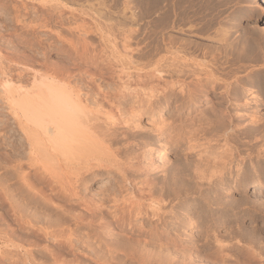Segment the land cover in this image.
Masks as SVG:
<instances>
[{
    "label": "bare ground",
    "instance_id": "bare-ground-1",
    "mask_svg": "<svg viewBox=\"0 0 264 264\" xmlns=\"http://www.w3.org/2000/svg\"><path fill=\"white\" fill-rule=\"evenodd\" d=\"M60 1L62 2V0ZM60 1L51 0L49 4L46 2L48 6L44 9L46 11L45 13L48 14L46 17L44 16L46 14L43 15L45 18L38 25H31L23 19V17L26 16L25 13L28 14V12H30L27 6L23 7L24 13H22L19 7H15L16 11L13 17L15 20L11 21L15 22V26H11L12 29H7L6 31H8V33H5V35H9L12 40L10 41L12 47L9 49H0V102L3 104V116L1 117H3L4 123L8 115L12 117L11 119H13V123L17 127L16 130L18 133L16 132V134L20 135L23 140L22 143L25 142L26 145H24V148L26 147L27 149L26 157L23 159L26 161L27 167L25 169L22 168L25 164L21 163L23 161L20 156L18 158V160H21L19 161L20 164L18 163L20 167L16 166L18 164L15 165V167L19 169L15 170L19 171L17 173H20V176L18 174V180L21 178L20 183L22 182V185L24 184L29 191L34 193V197L37 195L47 203H51V201L55 202L56 199L53 200V196L60 195L63 197V201L67 200L72 206L73 204L79 206L80 210L77 211L76 209V211L71 214V216L73 215L71 219L74 218L75 221L82 222V224L83 222H87V225L88 222L92 225L96 223L97 225L99 224V226L103 224L108 225L109 227L107 226V229L109 230L112 224H109L111 220L107 219V217L110 216L113 221L111 223L120 228V230L126 229L131 236H140V239H136L134 236L133 238H135V240L132 239V237L131 239L134 240L133 242L135 244L143 247V249H141V246V248L139 247L141 249V251L140 249L138 250L140 253L138 251H133L134 253L132 254L136 257V254H139L138 259L141 264L146 262H151L152 264L154 260L153 256L155 255L156 262L160 261V258H162L159 256L161 253L157 254L156 251L154 253L152 249H148L150 252L149 254L147 247L151 243H157L161 246L160 249L165 247V245H169V243L175 246L189 243L193 237L195 239L198 238L195 237L198 235H195L196 233L193 232L194 228L197 226H200L199 228H202L204 232L202 238L197 239V241L195 240L198 244L200 243V245L197 244V246H195L197 250L199 248V257L202 251L205 252V255L201 254L203 256L202 258L209 256L210 250L215 248L217 250L215 252L220 256L219 260L221 259L219 262L220 264H226L227 257H236V254L239 252L245 255V250H243L245 247L242 248L243 245L241 246L240 242L238 243L235 241L236 244L238 243V246H234L233 243L235 242H233L232 239H230L233 242H231L232 244L228 242L230 240L223 239L232 237L237 238L242 231L238 232L236 231L238 228L234 229V227L237 226L233 227V225H238L236 222L239 219L230 220V217H228L230 219L226 217L230 208L234 205H238V207L245 206L249 201V199L248 201H246V199L230 200L228 199L229 196L227 197L229 194L222 192L224 190L226 191L223 187L226 183L228 184L229 176L232 175L234 179H238L240 173H242L241 171L245 170V168H242L243 165L246 164L244 158H239L241 147H239L238 141L240 140L239 137H242V132L245 131L246 133L247 130L246 125L245 129L243 127L244 125H240L244 117L242 114L245 113V109L246 111L248 110L247 107L249 105L251 106V104H249V101H244L246 100L244 99L245 91L240 85L238 86V79L231 82L229 81L232 78L231 75L236 78L235 73L231 74V72H233L231 70V72L224 73L227 70L224 69L225 71H223L222 68L224 66H220L222 64L220 58L216 56L213 58L214 63L212 64L214 67L211 66L212 68L198 63L199 60L196 62L197 59L185 58L188 56L187 54L196 56V54H198L197 52H199L203 58L206 57L207 54L200 50L203 46L200 47L194 44L195 46L193 48L189 46L192 44L191 42H182L183 44L181 43L179 47H176L179 40L177 41L176 37L169 36L165 30H167V27H170V29L173 27L172 29L174 30L180 27V21L176 22V19L174 20L171 18L175 15V12L178 11L176 10L178 8L177 0H136L141 10L138 13L134 12L132 14V22H119L114 24V27L119 26V29L123 27L125 30L122 34V40L123 49L125 48L128 51L126 52L128 58L126 57L127 59H125L124 57L125 61L122 60L121 68L116 66L113 67L110 61L105 63L103 60L100 61L102 58L99 60L98 56L92 55L87 41L88 33L86 29H82L85 24H82V28L80 27L81 25L78 24V26L75 27L74 25L76 23L73 25L72 22L70 24L74 27L71 25L68 26L69 30L71 29L74 32L75 30L78 31V37H80L75 41L74 39L65 40L62 35L63 33L54 29V27L58 25L66 26L65 22L67 18L61 15V13L59 14V11L57 12V9L61 5ZM73 1L75 2V0ZM112 1L115 6H118L120 2L119 0ZM127 1L128 0H125V4L123 5L128 9L131 5V0L128 3ZM164 9L165 11H163ZM163 13L167 14L165 16L167 17L166 19L161 16ZM148 19H150V21H148ZM167 19L168 22L164 23ZM234 24L235 26L242 27V23L239 20L235 19ZM18 27L24 30L23 33H21V30V32H18L20 29ZM109 27L111 28V25ZM39 28L49 34L51 33V35H55L56 39L51 41L47 37H40L39 34L36 36V30L38 31ZM125 28H127V31ZM202 29L205 28L201 27L200 30ZM29 32L33 34L32 38L22 36V34ZM2 34L3 33L0 32V36H3ZM44 35L47 36L46 33ZM19 37L23 38L22 41L25 44H23V47L12 49L14 48L16 39ZM256 38H264L263 29L255 28L248 38L245 37V40L242 41V47L239 48L236 53H232L233 59L238 62H256L263 60L264 53L261 52L262 47L261 42H259L261 39L258 40ZM101 39L104 40V37L102 36ZM142 40L143 42L145 41V44L142 47L138 45L139 50L142 52L139 54L136 52H139L138 48L133 50L132 47ZM58 41H61V44ZM44 45H47V47H44ZM52 47H57L61 50L66 55L65 59L70 60L71 64H64L62 60H51L50 53L54 52V48ZM222 47L224 48V46ZM227 47H229V45ZM178 49L182 50L184 54L186 52L185 55L187 56L182 57ZM163 51L171 57H166L165 55L161 56L160 54ZM131 53L133 55H131ZM178 54L180 56H178ZM135 55L139 57V62H142L141 59L146 60V63L144 62L140 65V67H142L143 64H145L143 66L144 68L134 66L137 61V59L134 58ZM157 55L161 57L155 61ZM228 56L226 57L228 58ZM110 59L108 58V60ZM91 63L98 65H104L105 63L104 67H108L109 70H107V73H105L106 71L103 72L102 69H98L97 72H91L86 67V69L82 67H89L92 65ZM204 64L206 63L204 62ZM132 68L138 69L133 70ZM147 68L149 70H147ZM137 71L141 73L145 71L146 74L145 76L142 74L143 77L139 75L141 76L140 79H135L133 73H138ZM222 73H224L223 78L220 76L217 77V74L219 75ZM30 74L32 76L31 79L28 77ZM226 80L228 83L226 82L227 84L224 86L223 83ZM223 86L225 87L223 89L224 92H221L222 90L220 89H222ZM211 93H218L216 98H221V101L219 100V102H217L222 105V108H217L218 110L221 109L220 114L216 116L217 118L215 114L213 116V112H211L212 114H208L207 110L209 109H202L203 111L199 110L202 102H204L203 98L210 96ZM249 97L248 100H255V96ZM259 108L260 107L256 105V108H253L255 109L254 112H252L254 113V117L252 118L253 122H251L257 126L262 124V115ZM214 109H216V107ZM199 111L206 115L202 117L200 115L201 118L198 117L196 121V114ZM216 112L218 113V111ZM185 113L188 114L189 118L187 119L186 117L184 120ZM213 117H215V119ZM171 118H173V120ZM250 128L249 126V129ZM258 129L260 130V128L256 127L257 132ZM254 133L256 134V131H254ZM260 134H262V132ZM256 135L254 138L255 140L253 141L252 138L250 143L256 142L258 144ZM262 135H264V131ZM6 137L10 140L8 135ZM262 138L264 140V136ZM262 138L259 137L258 141ZM263 140H261V142H263ZM4 141L3 143L5 144L7 141ZM242 141L244 142V140ZM231 142L237 144V147L230 148L229 144ZM9 143H11V141H9ZM247 144H249V142H247ZM257 144L252 146V150H254L258 156L264 158V145L258 144L263 145L258 146ZM13 145L16 144L12 142V149L15 148H13ZM6 146H8L7 143L5 147ZM241 146L243 147L242 144ZM248 146L250 147V145H247V147ZM17 148L19 147L17 146ZM26 149L21 150H24V153ZM249 150L251 151V149ZM243 152L244 150L242 153ZM171 153L175 154V159H173L172 162H170L172 159L170 160L169 158V161L167 158ZM14 155L15 159H17L16 157L18 156L16 155L18 154L14 153ZM156 174H161L162 176L160 177ZM98 181L101 183L96 187L94 186L95 189H92V186ZM238 183L239 182H237V185ZM4 186L6 185L4 184ZM244 186L245 189L252 188L256 191L260 189L264 190V182L257 179H254V181L250 183H246ZM26 187H24V189ZM6 188L7 187H3L4 194L3 192L1 193L3 194V198L5 196L3 202L7 204L5 200L7 199L6 196L9 194L6 195ZM88 191L89 194L91 193V196L86 194ZM28 194L31 193L28 192ZM34 197L32 201H36L35 199L37 198ZM60 199L59 197L56 202H59ZM11 204L12 202L10 206L17 208V206ZM45 204L42 205L46 206L47 204ZM61 204L57 203V205ZM53 205L51 204L50 206ZM14 208L10 210L11 212L9 211L11 214ZM61 208L63 209L66 207L64 205V207H60V209ZM60 209H58L59 212ZM62 209L61 211L64 210ZM14 211L17 213V210ZM18 211H20V209ZM9 212L5 210L6 214ZM36 212L37 211H35V213ZM65 212L69 215L73 211H70L68 208L67 211H63L64 214ZM37 213L39 214V212ZM217 214H222V218H217L215 216ZM235 214L236 213H234V217ZM0 215H2V213ZM5 215L3 217L5 225L3 224V228L0 229L1 240H3L8 247L10 246L12 249L15 248V250L19 249V253L17 250L15 251L18 255L20 254V249L24 251V258L19 256L20 259L23 258V260H21L22 264H29L28 261H34L33 259L36 255L33 254V257V251L30 252L27 246L29 249L33 245V247L37 246L41 241H38L39 239L46 240V242L55 241L58 242V245H63L64 243V245L68 244L74 246L75 243H78L77 238H75V232L77 230L75 231L71 227L64 228V220H62V225L59 222L60 226L58 228V223L55 224L57 218L54 219V222L51 224L53 225L54 223L55 229L52 228L53 230H51V228H49L51 225L46 227L48 226L46 223H44L45 226L42 224L44 221L47 222V218L45 219L43 214L40 213V215H42L41 217L45 220L43 221L41 219V222V220L38 219L40 215H37L38 218L35 216L36 218L29 219L31 216L27 217V215H33L32 213L25 214V216L24 213L19 212L15 216L13 215L14 218L12 219L16 221V226L14 227V225L10 224V226L8 224V217L7 222ZM238 215L240 214L238 213ZM60 219L59 221H61ZM52 220H50V222ZM70 220H67V222ZM67 222L65 223L68 224ZM26 224L31 233L32 231L33 233L35 232L34 234L38 242L33 240L35 237H31V240L30 237L26 236L29 240H24V236L23 238L19 236V231H23ZM240 226L241 224L239 227ZM76 227L74 226V228ZM78 227H80V225H78ZM113 228L114 226L112 229ZM104 229H106V227L103 228V230ZM107 231L105 230L103 232L106 234ZM111 231L110 229L109 232ZM246 231L247 230H245V233ZM24 232L27 231L25 230ZM249 232L250 231H248V233ZM251 232L248 237L251 236L250 239L252 238V241H254L255 236L251 234ZM244 234L242 232L243 237ZM247 234L245 235L247 236ZM113 235L116 238L117 234L115 235L114 233ZM243 237H239L240 241L242 239H249H247V237L244 239ZM257 237L259 236L257 235ZM223 240H227L228 243H225ZM252 241V246L255 245V247H257L259 243L254 244L255 241L253 243ZM128 242H131V240L127 241V243ZM135 244L133 245L138 247ZM211 244H214L215 248H212L214 246L210 247ZM60 245L58 247H60ZM38 246L35 247V249L38 248ZM252 246L249 247L251 248ZM150 247L151 245L149 248ZM182 248L180 250H182ZM250 248H246V251L247 253L249 252L247 255L252 257L254 256V251L252 252L249 250H252L254 247ZM48 249H46V251ZM195 249L193 247V251ZM163 250L165 251V248ZM190 250L189 252L192 253L193 251ZM229 250L234 251L233 254H230L228 252ZM13 251L11 253H13ZM151 251L155 255H153ZM164 251H161L162 254ZM184 252L180 253L182 254ZM189 252L188 255L190 256L191 254H189ZM212 252V255L217 254ZM256 252L258 253V251ZM11 253L9 252L8 255ZM3 254L5 255V253ZM59 254L60 253H58V257L61 256V254ZM18 255H10L9 257H11V260L9 261L15 259L16 262L18 260ZM54 255L56 257L57 254L55 253ZM157 255L160 258L157 257ZM169 255H167V257H169ZM177 256L171 255L175 261L177 259L174 257ZM183 256L182 259L184 258ZM187 256L185 258H187ZM193 256L196 257L197 255L194 254ZM211 256L209 257L211 258ZM217 256L215 255L212 259H218ZM52 257L54 256L52 255ZM58 257L55 258L56 262L59 260ZM254 257H252V263L254 259L258 260L257 256L256 258ZM185 258L183 262L186 263L187 261L190 263L188 260L192 259V255L190 259ZM249 258L250 257H248V259ZM207 259L206 261H209V263L214 261L218 264L219 261L213 260L210 262L212 259ZM237 259L238 258H236V261ZM197 260V262H200L199 259ZM232 260L233 262L235 261L234 259ZM59 261L60 262H57V264H63L61 260ZM136 261L138 260L136 259ZM239 261L242 260L239 259ZM243 261L241 263L245 264L247 260L245 261L244 259ZM248 261L246 264L251 262ZM13 263L14 261L12 264ZM175 263L182 264L180 262ZM256 263L260 264L259 262ZM36 264L39 263L37 262ZM234 264H237V262ZM238 264H240V262ZM261 264H264V260Z\"/></svg>",
    "mask_w": 264,
    "mask_h": 264
},
{
    "label": "rangeland",
    "instance_id": "rangeland-1",
    "mask_svg": "<svg viewBox=\"0 0 264 264\" xmlns=\"http://www.w3.org/2000/svg\"><path fill=\"white\" fill-rule=\"evenodd\" d=\"M57 1H60V0H57ZM119 1L121 3L119 2L118 6L117 5L115 6V4L113 3L112 0H99V1L98 0H75V2L73 0H62V2L60 1L61 5L59 3L60 6L57 9V12L59 11L58 12L59 14L61 13V15H63L65 18H67L66 22H65L66 26L64 27V26H59L58 25V26L54 27V29L60 31L61 33H63L62 35L64 36L65 40L67 39V41H68V40H73L74 39V41H75V40H78L79 37H80V36L78 37V31L75 30V32H74L71 29H70L71 30L70 31L68 29V26L71 25L70 24L71 22H72L73 25L76 23L74 25L75 27L78 26V25H81L80 26L81 28L85 24L82 29H86V31L88 33V35H87L88 36V38H87L88 40L87 41L89 43V48H90V51H91L92 55L98 56L99 60L102 58L100 61L103 60L105 63H107V61H110V63L113 64V67L116 66V67H120L121 68L122 60L125 61L124 57H125V59L128 58L126 56V52H128V51L125 48L123 49L124 46H123V40H122V34L125 32V30L123 29V27L122 28L120 27V29H122V30L119 29V26L114 27V24L119 23V22H121V23H123V22L130 23V22H132V14L134 12H136V13L140 12L141 8H140V6H138V1L139 0L138 1H136V0H131V1L128 0L127 3L130 1V4H131V5L129 4L131 6V8H130V6L128 8L129 10L126 7H124V5H123V4H125V0H119ZM177 1H178V8L176 10H178V11L175 12V15L173 17H171V18L174 19V20L176 19L175 20L176 22L180 21L179 22L180 23V27L178 29H175V30L172 29L173 27H171L172 30L170 29V27H167L166 28L167 30H165L166 33H168L169 36L171 35L173 37H176L177 41L179 40L178 43L176 42L177 43L176 47L177 46L179 47L182 42L183 43L191 42L192 44L189 45L190 47L194 48V46H195L194 44L199 45L200 47L203 46L200 50L203 53L207 54L206 57H204V58H203L202 55H200L199 52H197L198 54H196V56H198V57H196L195 55L191 56L189 54H187L188 55L187 56V55H185L186 52L184 54V52L182 50L178 49L180 55L182 57L187 56L185 58H191V59H194V60L197 59L196 62L199 60L198 63H201V64L205 65L208 68H212L211 66L214 67V65L212 64V63H214L213 62V58L215 56L219 57L220 61L222 63L220 66H224L223 68L222 67L221 68L223 69V71L227 70L224 73H228V72L233 71V72H231V74L235 73V75H236V78H234L231 75V77H232L231 79L232 80L230 79L229 81L231 82V81H234L235 79H238V81H237L238 82L237 83L238 86L240 85V87L244 88V91H245L244 99H246V100H244V101H249V104H251V106L249 105L247 107V109H248L247 111L248 112L246 111V109L244 110L245 113H243L242 115L245 117V119L243 117L242 118V123H240L241 126L244 125L243 126L244 129L247 127L246 129L248 130V132H247V130H246V133H245V131L242 132V134H241L242 137L241 138L239 137V139L241 141L240 140L238 141V144L240 145L239 147H241L240 148V152H239V155H240L239 158L240 159L241 158L245 159L244 162L246 164L243 165V167H242V168H245V170L241 171L242 173H240V176L238 177V179H234L232 175H230V176L228 175L229 176L228 184L226 183V185L223 187V188L226 189V191L225 190L222 191L225 194L226 193L229 194V195H227V197L229 196L228 199H230V200H236V199L237 200H245L246 199V201H248V199H249V201H248L247 205L245 204V206H242V207L239 206L238 207V205H234L233 207H231L232 209L230 208V210L227 213L226 217L227 218L230 217L231 219L228 218L230 220H235L236 218L239 219L240 221L238 220L236 222L238 225H233V227L237 226V227H234V229L238 228L236 231H238V232H240L241 230L242 231L239 233L237 238H233L232 237V238H229V239L228 238H223V239H227V240L232 239L233 242H235V241L238 242V243L240 242L241 246L243 245L242 248L245 247L243 250H245V252H246L245 253L243 251L245 255H243V253L239 252L238 254H236V257L235 256H233V257H227L226 256L227 257L226 264H228L229 262H230L229 264H231V263L234 264L236 262H237V264L239 262H240V264H242L241 262L244 259H245V261L246 260L248 261L250 258L251 259L249 261H251V262L249 264H251L252 263V257H254V256H255L254 258H256V256H257L258 260L253 258L254 262L252 264H255L256 262H259L261 264L263 262V260H264L263 259L264 258V190L260 189V190L256 191V190H254L252 188L245 189L244 185L246 183H250L251 181H254V179L255 180L257 179V180H260V181L264 182V158L258 156L256 154V152L254 150H252V146L254 144H257V143L256 142L255 143H253V142L250 143L252 141V138H253V141L255 140L254 138H255V135L257 134L256 135V138H257L256 141L258 142V144H263L264 145V143H263L264 140L262 138L264 136V135H262L263 131H264V128H263L264 127V121H263V119H264V59L256 61V62H242V61L238 62V61H235L233 59L232 53H236L238 51V49L242 47V43H243L242 41L245 40V37L248 38L249 35L251 34V32L255 28H261V29L264 30V0H259V1H254V0H177ZM46 2L49 4L51 2V0H0V32L3 33L2 34L3 36H0V49H2V48L9 49V48L12 47V44L10 43V41H12V40L10 39V36L9 35L7 36V34L5 35V33H8V31H6L7 29L8 30L12 29L11 26H13V27L15 26V24H14L15 22H11V21L15 20V19H13L14 15H15V11H16L15 7H17V8L19 7L21 9L22 13H24L23 7L27 6L29 8L30 12H28V14L25 13L26 16L23 17V19H25L26 22L30 23L31 25H36V24L38 25L39 23H41L44 20V18L48 14V13H45L46 12L45 9L48 6L46 4ZM129 11H130V13H129ZM163 11H165V9ZM44 14H46V15H44ZM166 15H167L166 13H163L161 16L165 17ZM166 18L167 17H165V19ZM150 19H148V21H150ZM235 19L239 20L242 23V27L241 26L240 27L239 26H235V24H234L235 23ZM167 22H168V19H167V21H164V23H167ZM66 23H68V24H66ZM109 24L111 25V28L109 27L110 26ZM139 24H140V22H139ZM74 26H72V27H74ZM87 26H88V28H87ZM201 27H204L205 29L200 30ZM18 28H20L18 32L22 31L21 33H23L24 30H21V27H18ZM125 29L127 31V28H125ZM3 31H6V32H3ZM36 32H37L36 36H38V34H39L40 37H47L51 41L53 39L54 40L56 39L55 35H53V34L51 35V33L49 34V33L45 32L43 29H41V28H39L38 31L36 30ZM45 33L47 34V36L44 35ZM91 33H92V35H91ZM102 34H104V35H102ZM101 35L104 37V40L101 39L102 38ZM22 36H24L26 38H32L33 34L29 32V33L22 34ZM105 37H106L107 40L105 39ZM140 37H142V36H140ZM256 39L259 40L261 38H256ZM22 40H23L22 37L21 38L20 37L17 38L16 42L14 44V48H12V49H15L16 47L20 48L21 46L23 47V44H25V43ZM259 42H261V47H262L261 52L264 53V38H262ZM144 44H145V41L143 42V40H142L138 44L133 45L134 47H132V49L134 50V49L138 48V50H139V47L140 46L142 47ZM138 45H139V47H138ZM228 45H229V47H227ZM45 46L47 47V45H44V47ZM222 46H224V48ZM52 48H54V52L50 53V59L51 60H53V59L55 61H58V60L61 61L62 60V62L64 61L63 62L64 64H67V65L71 64L70 60L65 59L66 55L61 50H59L57 47L56 48L52 47ZM221 49H225V50H221ZM136 52L139 53V54L142 53L140 50H139V52L138 51H136ZM134 54H135V52H134ZM229 54H231V55H229ZM131 55H133V54L131 53ZM160 55L161 56L165 55L166 57H171L169 54H167L164 51L161 52ZM160 55L159 56L157 55L156 56L157 58L155 57V61H156V59H159V57H161ZM180 55L178 54V56H180ZM226 56H228V58ZM136 57H137V55L134 56V58L137 59V61L135 62V65H134L135 67L139 68L140 65H142V63H144V62L146 63L145 59H141L142 62H139L140 61L138 59L139 57H137V58ZM108 58L109 59L112 58V59L108 60ZM118 60L119 61L121 60V61L119 62ZM204 62L206 64H204ZM105 63H104V65H105ZM102 65L101 64L98 65V64L93 63L89 67L88 66H82V65H80V66L84 67V69H86V68L89 69L91 72H94V71L97 72L98 69H102L103 72L106 71L105 73H107V70H109V68L107 67L108 68L107 69L106 66L104 67V65L103 66ZM144 65L145 64H143V66ZM99 66H102V67H99ZM143 66L140 67V68H144ZM138 68H136V69H138ZM132 69L136 70L134 68H132ZM147 70H149V69L147 68ZM137 72L138 73H133V75H134L133 77H135V79H138V78L140 79L141 76H139V75L144 74V76H145V74H146L145 71H144V73H141L139 71H137ZM224 73H222L223 75L222 74H219V75L217 74V77L220 76V77L223 78ZM28 77L31 79V77H32L31 74L28 75ZM142 77H143V75H142ZM107 79H109V78H107ZM219 79H221V78H219ZM224 79H225V77H224ZM193 80H196V79H193ZM226 82L228 83L227 80L224 81V83L222 82L224 86L227 84ZM224 86H223L222 89H220V90H222L221 92H224V90H223L225 88ZM220 90H219V92H220ZM246 94H247V96H246ZM217 95H218V93L217 94L216 93H211L210 94L211 98H210V96L204 97L203 98L204 102H202V105L199 108V110L201 111L202 109L203 110L209 109L210 111L207 110L208 114L213 112V116H214V114H215V117L218 116V114H220V110H221L220 108H222V105L220 103H217V102H219V100L221 101V98H216ZM249 96H255L254 97L255 98V100H254L255 102L252 101V99L248 100V98H250ZM207 99H209V100H207ZM214 99L216 100V102H215ZM211 102H213V103L215 102V103L213 104ZM256 102H258L259 104L256 103ZM256 105H258L260 107L259 109H260L261 115H262L261 123L263 125L259 124V126H257V125L252 123L253 122L252 118L254 117V113H252V112H254L255 109H253V108H256ZM2 106H3V104H2V102H0V212L2 213V215L3 214L5 215L6 214L5 210H7V212H9L12 208H14V206L13 207L10 206V203L12 202L11 205H15V206H17V208L15 207L13 209L12 214L10 213L11 212L10 211L9 213L6 214L7 216L5 215L6 221H7V217H8V221L9 222L8 221L7 222H8L9 225L11 224V225H14V227L16 226V221L14 219H12V218H14V216L17 213H19V212L24 213V215L28 214V213L29 214L32 213L33 215L35 214L34 216L33 215H27V217L31 216L29 219L36 218V217L38 218V216L41 213V214H43V217H45V219L47 218L49 220V222H50V220L53 219L50 223L46 219V221L48 222L47 223V222L44 221L45 219H43V217H41L42 215H40L41 218L40 217L38 218L39 220L42 219L44 221V222H42V220H41V222H42V224L44 226H45L44 223H46V225H48L46 227H49V225H51L49 227V228H51V230H53L52 228L55 227L54 223H53V225L51 223L54 222V219H56V218H57L56 219L57 222L55 224L58 223L57 224L58 228L60 226V223H61V225L63 224L62 220H64V224H63V226H65L64 228L71 227L73 230H75V231L77 230L75 232V234H76L75 238H77V242L79 244L75 243L74 246H70L68 244L64 245V243H63L64 246L59 244L60 247H58L59 246L58 242H55V241H51V242L47 241L46 242V240H43V239H39L38 240L36 235L34 234L35 232L33 233V231H32V233H33L32 234L31 231H29L28 225L26 224V227H24V230L22 229L23 231H21V230L19 231V236H21V238H23V236H24L25 237L24 240H26L28 237H30V238L31 237L32 238L35 237L36 239L34 238L33 240H36V241L37 240L38 241L41 240L40 243H39L40 245L37 244V246L39 245L41 247L38 246V248H36L37 250L35 249V247H37V246L33 247L34 246L33 245V246L30 247V249L27 246V248H28V250H30V252L33 251L32 255L34 254V255L38 256V257L35 256L36 259L34 258L33 259L34 261H30V262L28 261V263L29 264H36L38 262L39 264H43V263L44 264H57V262H60L59 260H61V262L63 264H65V263L66 264H141V263H139V259H138V255L139 254L135 253L137 255V257L132 255L134 253L133 251L136 252L142 247L141 245H140L141 246L140 247L139 245H137V244H135L133 242L135 240V238H133V236L136 237V239H140V236H138V235L137 236L136 235H132L131 236V234H129L126 229L120 230V228H118L113 223H111L113 221H112L110 216H108L110 218L107 217V219L111 220V222L108 220L109 224H112L111 225L112 227L114 226L113 229H112V227H110V229L113 232L112 231L109 232L110 229L109 230L107 229L109 227L108 225H104L103 224V225L99 226V224L97 225V223L94 224V225H92L90 223L91 224L90 225L89 222H88V225L91 226L90 227V226L87 225V222H83V224H82V222L75 221L74 218L71 219V217L73 216V215L71 216V214H73L74 211H76V209H77V211L80 210L79 206H77L76 204L75 205L73 204V206H72L71 203L68 202L67 200L63 201L62 200L63 197H61L60 195L59 196L58 195L57 196H53V200L56 199L55 200V202H56V201H58V199L60 197L61 201L59 200V202H56V203L54 201H51V203L48 202L50 205L54 204L57 207H55L54 205L50 206L46 201L41 199V197H38L37 195H36L37 197L36 196L34 197L35 194L32 193L31 191H29L24 184H23L24 185L23 186L21 184L22 182L20 183L21 178H19V180H18V177L20 176V173H17L19 171L15 170V169H18L17 167H15V165L18 164V163L20 164L19 161L22 160L24 163L23 162H21V163L25 164L22 168L25 169L27 167L26 161L23 160L26 157L27 149H26V147L24 148L25 142L22 143L23 140L21 139L20 135L16 134L17 127H16V125H14L13 119H11L12 117L10 115L7 116L8 119L6 118L5 123H4L3 117H1V116H3V111H2L3 107ZM211 107H212V109H214L216 107V109L212 110ZM218 107H220L219 108L220 110L217 109ZM215 110L218 111V113ZM200 111L198 112L199 114L198 113L196 114V116H197L196 121L198 120V117L201 118L203 115H206L204 113H201ZM187 113H185V115H184L185 116L184 120H185L186 117H187V119L189 118ZM200 115H201V117H200ZM215 117H213V118L215 119ZM171 119L173 120V118H171ZM172 120H170V121H172ZM11 125H12V127H11ZM245 125H246V127H245ZM249 126L251 127L250 129H249ZM256 127L260 128V130L258 129V132L260 131L259 133L257 132ZM13 128H15V129L12 130ZM9 129H11V130H9ZM261 129H262V131H261ZM8 130H9V132H8ZM254 131H256V134L254 133ZM261 132H262V134H260ZM6 134L8 135V138L10 137V140L7 139V137H6L7 135ZM248 134H250V135H248ZM14 135L16 136V138H15ZM252 135H254V136H252ZM258 135H260V136H258ZM259 137L262 138V139H260V141H258ZM20 139H21V141H20ZM242 140H244V142ZM261 140H263V142H261ZM3 141L4 142L7 141L6 142L7 145L8 146L10 145L9 148H8V146L5 147L6 143L4 144ZM9 141H11V143H9ZM12 142H13V144H16V145H13V148L15 147L14 148L15 150L12 149ZM241 142H243L245 145L243 143H241ZM247 142H249V144H247ZM20 144H21V146L23 145L22 146L23 148L20 146ZM241 144L243 145V147L245 149L241 146ZM229 145H230L229 146L230 148L237 147L236 146L237 144L232 143V142ZM247 145H250V147L249 146L247 147ZM263 145H258V146H263ZM17 146L20 149L17 148ZM4 149H7V150H4ZM21 149H24V150L26 149V151L24 152L25 154L23 153L24 150H21ZM249 149H251V151ZM241 150L242 151L244 150V152L242 153ZM246 152H248V153H246ZM14 153L18 154V155H16V156H18V157H16L17 159H15ZM251 153H253V154H251ZM19 156L21 157V160L20 159L18 160ZM167 158H168V160H169V158H170V160L172 159L171 161L169 160L170 162H172L173 159H175V154L171 153V154L168 155ZM13 160H14V162H13ZM16 160H18V161H16ZM15 162H17V163H15ZM19 164L16 165V166H19ZM13 165H14V167H13ZM18 174H19V176H18ZM157 176L161 177L162 175L159 174ZM237 182H239L238 185H237ZM99 183H101V182L100 181L96 182L92 186V189H95V187ZM4 184L6 186H4ZM227 185H229V186H227ZM2 186L3 187H7L6 188L7 189L6 195L9 194V195L6 196L7 199L5 200V201H7V204H6V202H3L5 196L3 198L4 192H3V187ZM226 186H227V188H226ZM24 187H26V188L24 189ZM1 189H2V191H1ZM27 191L30 192L31 194H28ZM228 191H229V193H228ZM1 192H3V194ZM86 194H88V196H91L90 195L91 193L89 194V191L86 192ZM32 196L34 198H37V199H35L36 201H34V200L32 201V199H33ZM2 198H3V200H2ZM39 199H41V200H39ZM64 199H66V198H64ZM37 201H38L39 205L37 204ZM41 201L45 202L48 205V207H47V205L45 203H42ZM52 202H54V203H52ZM16 203H18V204H16ZM41 203L45 204L46 206H43ZM57 203L58 204L65 203V204L57 205ZM253 203H255V204H253ZM248 204H250V205H248ZM256 204H257V206H256ZM64 205H65V207L67 209L69 208V210L73 211V212L70 213L69 215H67L66 214L67 212H65V214L67 215L66 216L63 213V211H67V209L63 208L64 209L63 210L61 208L63 211H61V209H60V207H64ZM66 205L69 206V207H67ZM252 205H255L256 207L252 206ZM10 207H12V208H10ZM33 207H35L36 210ZM19 209H20V211H18ZM58 209H60V212L58 211ZM14 210H17V213ZM24 210H26V211H24ZM30 210H31V212H30ZM22 211H24V212H22ZM27 211H29V212H27ZM35 211L39 212V214L37 212H36L37 213L36 214ZM230 211H232V212H230ZM234 211H236V212H234ZM61 213H63V214H61ZM75 213H77V212H75ZM230 213H232V214H230ZM234 213H236L235 217H234ZM238 213L240 215H238ZM2 215H0L1 216L0 217V229H2L3 226L5 225V223L3 222L4 221L3 220L4 215H3V217H2ZM237 215H238V217H237ZM215 216L217 218H222V214H219V215L217 214ZM239 216H240V218H239ZM58 218L59 219L61 218L60 219L61 221H59ZM1 219H2V221H1ZM67 220H70L71 222L74 221L75 224H74V222H72V223L70 221L67 222ZM14 222H15V224H14ZM65 222H67L68 224L71 223V224H69L70 226L68 224H66ZM240 224H241V226L239 227ZM57 225H56V228H57ZM78 225H80V227H78ZM96 225H97V227H96ZM74 226L75 227L77 226V227L74 228ZM102 226H104V227H102ZM105 227H106V229L103 230V228H105ZM115 227H116V229H115ZM199 227L197 226L193 230V232L196 233L195 235H198V236H195L196 238L198 237L197 239L202 238L203 237V233H204L203 229L199 228ZM26 228H28V229H26ZM98 228H99V230H98ZM239 228H241V229H239ZM200 229H202V230H200ZM25 230L27 232H24ZM102 230L103 231H105V230L107 231L108 230V231L105 234ZM245 230H247L246 233H245ZM224 231H226V230H224ZM248 231H250V232L252 231L251 234H253L255 237H257V235H258L259 237H257V238L259 240L254 237V239H255L254 241L255 242L252 241L253 239L252 238L250 239L251 236L248 237L250 235V232L248 233ZM0 232H1V230H0ZM242 232H243V234L244 233L245 234L248 233L247 236L244 234V237H243L242 236ZM114 233H115V235L117 234L116 238L113 235ZM111 235H113V236H111ZM26 236H28V237L26 238ZM131 237L134 240H132ZM239 237H241V238L243 237L244 239H245V237H247V239L249 238L250 240L249 239L248 240H249L250 243L248 242V240H243L242 239L243 242H242V240L240 241ZM32 238H31V240H32ZM78 238L81 239V240H79ZM129 239L131 240L132 243L128 242L129 243L128 244L127 241H130ZM197 239H195L193 237L190 240L189 243L182 244V245H179V246L178 245L175 246V245H172L171 243H169V245H165V247L161 248L162 250L160 249L161 246L158 245L157 243H151L150 244L151 247L149 248V246H150L149 245L147 247V250L148 249L149 250L152 249V251L154 253H155V251H156L157 254L161 253L159 256L162 257V258H160L157 255V257L160 258V261L156 262V260H155L156 259L155 258L156 255L151 251L153 253V255H155V256H153L152 253H151V255L154 257V260H155L154 261L152 259L155 262L154 263L152 261V264L153 263L154 264H160V263L161 264H176L175 262H177V263L180 262L182 264H190L191 262H193L191 264H198V263H200V264H206V263H208V264H216L213 260H217L218 261L220 256L218 255L217 252H215V251H217L216 248H215V245L214 244L210 245V247L214 246L212 248H215V249H212L210 251L211 252L214 251L212 253H217V254H213L214 255L213 256L211 254V252H210V254L212 256L210 254H209V256H211V258L209 256H205L204 257L205 260H204V258H202L203 257L202 255H205L204 251H202L203 253L202 252L200 253V257L202 259L198 256L199 248L197 250V248L195 247L198 244L196 242ZM27 240H29V239H27ZM227 240L226 241L223 240V241H225V243H226ZM92 241H93V243H92ZM232 241L230 240L228 242L230 244H232L233 243ZM251 241H252V243L254 242V244H256V243L258 244L259 243L258 246L257 245H256L257 247H255V245L252 246L253 244H251ZM41 242L42 243L44 242L43 246H42ZM236 242L233 243L234 246L235 245L238 246L237 245L238 243L236 244ZM54 244L57 245V246H55ZM133 244L137 245L138 247H135ZM240 244H239V246H240ZM128 245H130V246H128ZM198 245H200V243ZM248 245L254 247L253 249H255V250H253V249L249 250V251H252V252L254 251V256H252V257L247 255L249 252L247 253L246 250L250 248ZM168 246L170 247V249H169ZM174 246L176 247L177 250L175 249ZM50 247H51V249H50ZM193 247H194V249L196 248L194 251H193ZM10 248H11L10 246L8 247V245L5 244L3 240H1V235H0V253H1L0 254V264H12L13 261H14L13 264H22L21 260H23V258H24L23 257L24 256V251L22 249H20V254L18 255L19 249H16L17 252H18V253H16L15 252L16 251L15 248H13V249L12 248L10 249ZM164 248H165V251L163 250ZM181 248H182V250H180ZM46 249H48V250L46 251ZM141 249H143V247ZM141 249H140V251H141ZM183 249L186 252L187 251L189 252L190 249H191L190 251H193L192 253L189 252V254L192 255V259L188 260V261H190V263L187 262L186 260H185L186 263L183 262V259L188 255V252L187 253L184 252ZM11 250L12 251L14 250L13 253H11L12 252ZM149 250H148V252H149ZM160 250L164 251V253H163L164 254V259H163V254H162V252ZM174 250H176V251H174ZM256 251H258V253L260 252L259 255H258V253ZM9 252L11 254L8 255ZM49 252H51V253H49ZM176 252L178 254L180 252H184V253H182V254L180 253L178 255ZM228 252L230 254L231 253L233 254L234 251L229 250ZM3 253H5V255ZM53 253L57 254L56 257H55V255ZM58 253H60L61 256L58 257ZM173 253H175L176 255L173 254ZM12 254L18 255V257H17L18 260L16 262H15V259L14 260L12 259V261H9V260H11V257H9V256L12 255ZM149 254H150V252H149ZM166 254L167 255L170 254L169 257H171V255H173V256H177L178 255L180 258L178 256L174 257L175 259H177L175 261V260H173V257L169 258V257H167ZM185 254H186V256H185ZM194 254L197 255V256L196 257L193 256ZM241 254H242V257H241ZM34 255H33V257H34ZM52 255L54 257H52ZM181 255L182 256L184 255L183 259H182ZM191 255L190 256L188 255L189 257L187 256V258H185V259H188V258L190 259ZM215 255L216 256L218 255L217 256L218 259H212V257H215ZM19 256H21L23 258L20 259ZM50 256H51V258H50ZM239 256H240V258H239ZM57 257L59 258V260L56 262L55 258H57ZM60 257H62V258H60ZM129 257H133V258H129ZM248 257H250V258L248 259ZM53 258H54V260H53ZM134 258H135V260H134ZM159 258H158V260H159ZM236 258H238L237 261H236ZM259 258H260V261L262 260L261 262L259 261ZM38 259H39V261H38ZM51 259H52V261H51ZM136 259L138 261H136ZM178 259H179V261H178ZM195 259H196V261H195ZM197 259H199L200 262H197L198 261ZM206 259L207 260L212 259V260H210V262L211 261H213V262L209 263V261L207 262ZM232 259H234L236 262L235 261L233 262ZM239 259L242 260V261H239ZM161 260H163V261H161ZM220 261H221V259L218 261V264H220L219 263ZM246 262H245V264H246ZM147 263L151 264V262L150 263L146 262V263H142V264H147ZM243 263H244V261H243ZM23 264H25V263H23ZM58 264H61V263H58Z\"/></svg>",
    "mask_w": 264,
    "mask_h": 264
}]
</instances>
